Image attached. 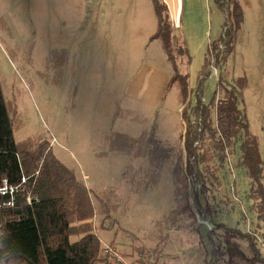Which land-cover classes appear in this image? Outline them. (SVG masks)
Returning a JSON list of instances; mask_svg holds the SVG:
<instances>
[{"label": "rangeland", "instance_id": "1", "mask_svg": "<svg viewBox=\"0 0 264 264\" xmlns=\"http://www.w3.org/2000/svg\"><path fill=\"white\" fill-rule=\"evenodd\" d=\"M239 1L245 20L235 52L224 68L212 69L204 96L212 99L220 75L231 84L240 77L248 79L247 116L264 158V0ZM208 14L211 36L219 38L225 16L213 0L208 2ZM155 26L152 0H0V81L7 101L17 109L12 116L20 131L49 138L58 159L84 178L96 207L94 195L116 190L121 207L110 218L97 214L95 219L103 247L119 252L112 264H141L137 262H142V247L157 248V264H206L214 248L207 236L214 229L211 225L255 228L251 181L235 167V158L219 173V182L209 183L210 190L200 196L202 208H209L198 213L201 222L191 226L184 220L179 229L163 230L167 239H159L157 222L174 208L171 173L183 150L184 126L177 133V117L166 116L169 129L154 133L174 154L159 184L146 191L143 174L150 167L149 159L111 152L106 140L116 132L132 137L153 133L163 121V115L124 97L127 83L144 63L160 65L166 58L161 40L150 43ZM62 51L66 58L60 71L53 56L57 52L61 56ZM103 152L107 156L98 155ZM193 193L192 188V204ZM214 232L217 245L223 230ZM78 240L71 238L73 243ZM240 243L248 251L247 243ZM150 261L147 264L156 261L155 256Z\"/></svg>", "mask_w": 264, "mask_h": 264}, {"label": "trees", "instance_id": "2", "mask_svg": "<svg viewBox=\"0 0 264 264\" xmlns=\"http://www.w3.org/2000/svg\"><path fill=\"white\" fill-rule=\"evenodd\" d=\"M152 1L158 26L151 40H161L169 62L176 68L169 89L175 87L180 92L184 122L183 150L177 154L171 173L174 208L157 222L159 235L155 236L167 239L169 235L163 230L179 229L184 220L194 226L199 222L198 213L209 212L208 205L202 208L200 196L210 190V184L219 182V173L233 157L235 167L251 181L249 198L256 214L255 228L243 231L213 224L214 229L207 236L214 248L206 264H264V158L247 116L244 90L248 79L240 77L231 84L220 75L212 99L207 101L204 96V83L212 76V69L224 68L235 52L245 20L243 7L239 0H213L225 16L223 32L209 43L205 64L192 90L189 72L177 70L181 58L191 62L185 41L175 35L168 5L162 0ZM61 53L53 56L60 71L66 51ZM12 111L17 109L14 102L7 101L0 81V189L5 180L20 189L15 207L0 211V264H112L118 251L111 246L114 253L106 252L95 219L97 214L110 218L112 211L121 207L116 190L94 195L99 203L96 207L84 178L58 159L49 138L16 140L20 126ZM106 140L111 152L149 159L150 167L143 174L145 191L159 184L162 171L174 154L171 146L146 131L139 137L116 132L106 136ZM98 155L104 157L107 153ZM6 199L0 193V203ZM219 229L223 230V239L215 245L212 233ZM73 236L80 240L71 242ZM241 241L247 243L248 251L242 248ZM139 250L144 254L142 262L137 263L147 264L154 256L156 261L152 264L159 262L160 255L154 252L157 248Z\"/></svg>", "mask_w": 264, "mask_h": 264}, {"label": "crops", "instance_id": "3", "mask_svg": "<svg viewBox=\"0 0 264 264\" xmlns=\"http://www.w3.org/2000/svg\"><path fill=\"white\" fill-rule=\"evenodd\" d=\"M162 1L170 9L175 35L185 41L187 52L191 57L190 63L186 57L181 58L177 70L189 72L191 89L195 90L200 72L205 64L209 43L218 39V37L212 38L211 36L210 16L208 14V2L210 0ZM157 26L153 29L154 32ZM151 37L150 43H153L155 40H151ZM161 49L165 53L163 44H161ZM162 57L164 56H161L160 60H162ZM165 57L160 65L144 63L129 80L124 90V97L128 102L156 111L157 115L164 116L163 121L156 125L157 128L153 129L155 134L156 130L169 129L170 122L165 120L166 116L177 117V133L180 126H184L180 92L175 87L169 89V83L175 74L176 68L169 62L166 53ZM29 136L30 131L27 130L20 131L19 129L15 133L18 142L26 140Z\"/></svg>", "mask_w": 264, "mask_h": 264}, {"label": "built area", "instance_id": "4", "mask_svg": "<svg viewBox=\"0 0 264 264\" xmlns=\"http://www.w3.org/2000/svg\"><path fill=\"white\" fill-rule=\"evenodd\" d=\"M213 71H216V69L213 68ZM24 182H25V180H24ZM19 191H20L19 187H14V186L9 185L7 180L4 181V185L0 189V193L2 196L7 197V199L5 201H3L2 203H0V211L9 210V209H12L15 207L16 198H17V194ZM21 191H23V190H21ZM27 200H28V202H31L30 197H28ZM197 218H198V221L201 222L200 216L198 214H197ZM212 227L213 226L211 225L210 228L212 229ZM248 231H250V230H248ZM110 251H112V248L107 247L106 252H110ZM112 252L114 253V250Z\"/></svg>", "mask_w": 264, "mask_h": 264}]
</instances>
